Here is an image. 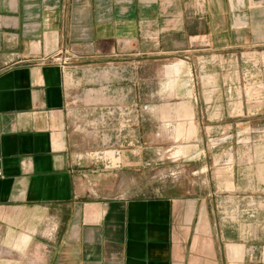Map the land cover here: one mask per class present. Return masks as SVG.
<instances>
[{
    "label": "crops",
    "instance_id": "obj_1",
    "mask_svg": "<svg viewBox=\"0 0 264 264\" xmlns=\"http://www.w3.org/2000/svg\"><path fill=\"white\" fill-rule=\"evenodd\" d=\"M254 53L264 0H0V264H264L263 182L239 176L264 170L262 133L232 135L208 161L196 135L180 159L190 175L152 176L154 117L195 134L194 122L262 113L259 83L221 96L199 65ZM170 58L184 66L176 103L142 98ZM167 105L183 111L154 116ZM94 113L102 144L82 146L91 131L76 122ZM249 144L256 159L235 153Z\"/></svg>",
    "mask_w": 264,
    "mask_h": 264
},
{
    "label": "rangeland",
    "instance_id": "obj_2",
    "mask_svg": "<svg viewBox=\"0 0 264 264\" xmlns=\"http://www.w3.org/2000/svg\"><path fill=\"white\" fill-rule=\"evenodd\" d=\"M177 60L175 58H170V60H163V62H159L158 64L153 65L149 70L152 73L153 82L146 89V91H141V97L150 98L157 104H175L176 103V90H177V72L182 70L184 66L180 65V68L174 66ZM180 62V61H179ZM201 67L209 68L210 74L201 75L202 82H213L222 85V90L215 94L224 96L225 95V84L226 83H240V82H248V83H259L261 88L259 91L250 92L252 95L259 94L263 101V111L258 116H249L248 120L245 123L238 122H219V123H208V122H194L196 133H192V123L183 124L181 122H158V119L154 117L152 120L151 131H153V177L154 178H176L178 175L185 173L186 175H190L191 170L189 167H186L185 172H183L182 166V154L184 145V141H194L193 139L196 135H199V139H201V147L197 152V157H204L206 161H208L209 154H214L218 160L225 159L227 154V147L229 139L232 135L244 132L245 135L254 134L256 131H259L260 134L264 135V59L260 54H249L246 55L242 60L241 57H228V58H220L217 57L216 60L204 58L200 61L199 64ZM245 69V73L241 74V69ZM172 80H175V85L172 84ZM83 94V93H82ZM77 94L72 98L73 104H80V100L84 95ZM203 94V91H202ZM79 112L80 117L83 115H87L86 109L89 108H76ZM186 109V108H185ZM154 116L159 117L162 112L163 115H177L181 114L183 108H179L176 106H164L159 107L155 106L152 108ZM178 110V113L177 111ZM88 115L85 118V121L82 122L81 119L76 122V127H80V129H86L91 131V136L88 139H79L78 141L82 143V146H98L102 144V140H98L96 138V131L98 127L97 117L95 115ZM162 116V119L168 118ZM160 117V118H161ZM212 117H214L212 115ZM176 118V117H170ZM230 119V117H225ZM188 128V129H187ZM159 134V135H158ZM187 134L189 139H185L182 135ZM195 136V137H194ZM109 143V140H106V145ZM250 145V144H249ZM251 146V145H250ZM160 147V148H159ZM159 148L160 150L158 151ZM180 148V151L178 152ZM244 149V148H243ZM236 149L235 153L240 154L246 157V153H250L252 149L253 158L256 157V147L253 145L251 148L246 150ZM259 157H260V149H259ZM247 157H249L247 155ZM198 163V162H197ZM245 168V167H244ZM239 176L245 179H259L260 182H263V187L260 188L259 192L263 195L264 198V170L263 171H249L248 169H242L239 171ZM222 177V173L218 171V178ZM256 188V187H255ZM140 190L141 188H136ZM143 189V188H142ZM160 187H153L152 190L156 192ZM225 190V188H222ZM250 189H254V187L241 185L235 188V191L243 192L248 191Z\"/></svg>",
    "mask_w": 264,
    "mask_h": 264
},
{
    "label": "built area",
    "instance_id": "obj_3",
    "mask_svg": "<svg viewBox=\"0 0 264 264\" xmlns=\"http://www.w3.org/2000/svg\"><path fill=\"white\" fill-rule=\"evenodd\" d=\"M69 57H64V59H63V61H64V63H67V61H69Z\"/></svg>",
    "mask_w": 264,
    "mask_h": 264
}]
</instances>
